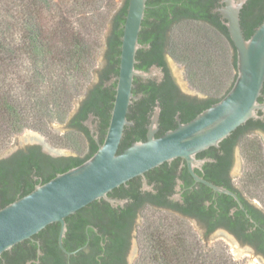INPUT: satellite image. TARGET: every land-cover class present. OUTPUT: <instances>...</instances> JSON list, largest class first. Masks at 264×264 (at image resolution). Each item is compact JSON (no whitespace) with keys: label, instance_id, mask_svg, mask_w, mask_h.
Masks as SVG:
<instances>
[{"label":"flooded vegetation","instance_id":"flooded-vegetation-1","mask_svg":"<svg viewBox=\"0 0 264 264\" xmlns=\"http://www.w3.org/2000/svg\"><path fill=\"white\" fill-rule=\"evenodd\" d=\"M149 1L151 3L153 0ZM161 5L163 2L149 4L145 9L138 38L143 48L137 50L135 69L147 77H134L132 94L139 96V99H133L129 106L127 121L131 125L124 128L118 153L134 142L146 140L148 125L156 109L159 110V119L155 137L158 138L176 129L180 123L189 122V118L207 100L190 85L185 68L167 53L165 44L169 32L164 37L160 36V26L164 22L159 20ZM181 7L180 4L178 8ZM219 7L220 0H213L204 20L215 29H219V21L225 31H218L226 35L228 31L224 20L216 11ZM167 8L170 20L173 16ZM260 14L264 15V0H257L255 4L242 8L240 19L244 36L257 26ZM151 42H155L157 48L154 49ZM115 51L106 46L100 53V66H96L87 89L61 124L64 126L61 135L53 132L43 135L33 131L30 141L21 140L4 155L0 153V163L8 165L31 154L51 158L55 162L77 157L69 148L60 146L70 131H78L83 137L84 155L94 154L104 141L113 108L116 91L114 79L119 72L120 55V51ZM258 100L264 103V87ZM257 115L259 117L252 120L251 125L248 123L250 126L246 124L245 133L248 136H264V112L258 110ZM44 141L53 148H63L59 149L63 154L52 156L45 153ZM242 141L243 136H231L217 147L197 153L195 159L199 163L192 168L181 158L165 162L110 191L107 198L111 201L101 198L67 216L66 232L62 238L65 251L59 245L61 224L56 222L31 239L3 252L0 264H135L139 253L138 230L153 211L185 220L199 230L203 235L202 240L209 236H220L234 241L264 264V208L253 203L240 177ZM47 175L34 169L29 181L34 185L42 182ZM195 176L233 195L215 191L196 181ZM2 201L0 192V206ZM58 258L61 262H57Z\"/></svg>","mask_w":264,"mask_h":264},{"label":"trees","instance_id":"trees-1","mask_svg":"<svg viewBox=\"0 0 264 264\" xmlns=\"http://www.w3.org/2000/svg\"><path fill=\"white\" fill-rule=\"evenodd\" d=\"M161 2L160 36L169 32L167 53L185 68L190 85L207 98L190 121L230 90L236 78V51L229 34L218 31H225L219 21L215 29L204 20L213 0H147L146 8ZM256 2L248 0L244 6ZM127 5L128 0L118 7L115 0H0V153L25 131L48 135L53 124L66 121L93 78L99 54L106 46L120 51ZM167 7L173 16L170 20ZM263 19L260 14L257 26ZM248 123L252 120L221 141L243 136L242 156L248 169L247 183L242 181L245 190L264 182L263 147L257 136L245 133ZM60 146L77 157L55 162L31 154L8 165L0 163V209L93 155H84L85 141L78 131L66 134ZM34 169L48 177L32 185L29 175ZM138 244L135 264H243L222 244L208 245L188 222L165 213L147 215L138 230Z\"/></svg>","mask_w":264,"mask_h":264},{"label":"water","instance_id":"water-1","mask_svg":"<svg viewBox=\"0 0 264 264\" xmlns=\"http://www.w3.org/2000/svg\"><path fill=\"white\" fill-rule=\"evenodd\" d=\"M247 1L220 0V7L216 9L224 20L236 51V78L226 95L189 122L180 123L176 129L167 131L158 138L155 137L159 119V110L156 109L148 125L146 140L134 142L118 153L124 128L131 125L127 121L129 106L133 99H139V96L132 94L134 77H147L135 69L137 50L143 48L138 38L147 0H128L122 25L119 72L114 79L115 98L103 143L81 165L57 174L46 183L36 185L30 193L0 209V255L56 222L61 224L59 245L65 251L62 238L66 232L67 216L101 198L111 201L107 198L110 191L165 162L181 158L186 160L190 168L196 166L199 163L195 159L197 153L209 147H217L247 121L257 119L258 110L264 112V103L258 100L264 86V19L251 36L245 38L240 14ZM100 61L99 54L97 67L100 66ZM172 67L174 69L173 64ZM52 130L63 133L64 126L53 124ZM30 133L33 132L26 131L16 136L1 155L16 147L21 140L30 141ZM259 137L264 147V136ZM43 150L52 156L63 154L62 150L54 149L45 141ZM195 180L215 191L233 195L197 176ZM195 229L200 238H203L199 230ZM217 237L219 236H209L203 240L209 245ZM233 242V256L236 259L243 252H248ZM254 261L258 259L251 255L248 264H253Z\"/></svg>","mask_w":264,"mask_h":264},{"label":"rangeland","instance_id":"rangeland-1","mask_svg":"<svg viewBox=\"0 0 264 264\" xmlns=\"http://www.w3.org/2000/svg\"><path fill=\"white\" fill-rule=\"evenodd\" d=\"M115 2H116V6L118 7L119 5H120V3L122 2V0H115ZM106 32V31H105ZM97 66V65H96ZM29 131V130H28ZM26 132V131H25ZM33 132V131H32ZM53 133H55L56 135H61L62 133H56V132H54V131H52ZM36 133V132H35ZM258 139L261 141V139H260V137L258 136ZM11 144V143H10ZM9 144V145H10ZM261 144H262V142H261ZM262 147H263V145H262ZM7 148V147H6ZM5 148V149H6ZM54 148H56V147H54ZM4 149V150H5ZM56 149H63V148H56ZM3 150V151H4ZM65 150V149H64ZM2 151V152H3ZM263 151H264V147H263ZM1 152V153H2ZM248 169H247V167H246V165H245V163H244V161L242 162V174L240 175V177H241V179L243 180L244 179V182L245 183H247V179L245 178V172L247 171ZM240 180L238 179V182H239ZM261 184H263V185H260V186H246L247 188H246V193H247V195L248 196H250L251 198H252V201L253 202H255V203H257L258 204V206L259 207H262V208H264V205H263V203H262V200L264 199V182L263 183H261ZM246 185H248V184H246ZM190 225V227L192 228V230L196 233V235L200 238V236L198 235V233H197V231H196V229H195V227L193 226V225H191V224H189ZM214 242H217V243H220V244H222L223 246H225L226 248H227V251H228V253L231 255V257L235 260V261H238V262H240V263H243V264H248V262L250 261V257H251V254L249 253V252H243L242 254H241V257L240 258H238V259H236L234 256H233V246H232V243L229 241V240H227L226 238H224V237H217V238H214L213 240H211L210 241V243H209V245H211L212 243H214ZM253 264H261L259 261H254V263Z\"/></svg>","mask_w":264,"mask_h":264}]
</instances>
